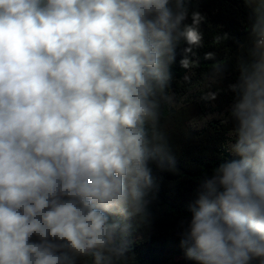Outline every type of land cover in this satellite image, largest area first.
<instances>
[{
  "label": "clouds",
  "instance_id": "1",
  "mask_svg": "<svg viewBox=\"0 0 264 264\" xmlns=\"http://www.w3.org/2000/svg\"><path fill=\"white\" fill-rule=\"evenodd\" d=\"M240 2L242 52L213 61L235 74L229 156L181 241L195 264H264V0ZM204 20L189 0H0V264H124L157 172L178 171L163 109Z\"/></svg>",
  "mask_w": 264,
  "mask_h": 264
},
{
  "label": "trees",
  "instance_id": "2",
  "mask_svg": "<svg viewBox=\"0 0 264 264\" xmlns=\"http://www.w3.org/2000/svg\"><path fill=\"white\" fill-rule=\"evenodd\" d=\"M189 7L205 17L191 33V39L202 47L195 56L198 63L174 67L175 103L165 105L162 119L164 127L177 118L185 135L182 140L170 138L179 161L178 171L157 172L159 187L150 197L148 221L136 225L133 249L124 264H195L185 259L186 249L181 246L191 216L188 205L195 199L202 176L229 156L226 151L232 125L226 110L231 94L226 88L235 74L231 69L217 74L213 61L234 62L242 52L234 38L245 35L247 11L240 0H189ZM208 52L215 56L206 58ZM209 91H220L221 95L216 101L203 99ZM181 221H185L183 227ZM90 259L77 264H90Z\"/></svg>",
  "mask_w": 264,
  "mask_h": 264
},
{
  "label": "rangeland",
  "instance_id": "3",
  "mask_svg": "<svg viewBox=\"0 0 264 264\" xmlns=\"http://www.w3.org/2000/svg\"><path fill=\"white\" fill-rule=\"evenodd\" d=\"M164 129L169 134L170 138L172 136H175L179 140L185 139L184 132L181 129L177 118H173L170 121L166 122Z\"/></svg>",
  "mask_w": 264,
  "mask_h": 264
}]
</instances>
